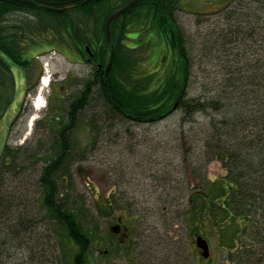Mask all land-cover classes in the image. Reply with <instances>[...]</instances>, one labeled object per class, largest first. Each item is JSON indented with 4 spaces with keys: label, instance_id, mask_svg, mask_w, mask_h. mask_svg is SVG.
Wrapping results in <instances>:
<instances>
[{
    "label": "trees",
    "instance_id": "1",
    "mask_svg": "<svg viewBox=\"0 0 264 264\" xmlns=\"http://www.w3.org/2000/svg\"><path fill=\"white\" fill-rule=\"evenodd\" d=\"M85 1L0 0V118L14 97L10 63L23 67L31 63L24 56L28 42L36 44L38 36L50 30L57 35H70L72 31L78 34L81 44L92 47L94 55L100 53L103 64L110 56L107 49L113 45L107 92L101 96L112 114L137 123H158L181 111L184 120L191 123L190 133L198 132L197 116L210 115L209 125L198 134L208 152L223 163L226 175L210 179L205 166L193 171L194 176H200L206 191L196 193L191 204L188 200L182 213L191 235H203L213 249L217 246L211 237L218 236L229 264H264V45L256 44L264 42L260 23L264 18V0H236L220 15L225 25L219 36H214L217 41L207 40L212 46H206L204 57L222 75L210 80L208 93L198 97L189 94L193 82V42L177 21L180 0H139L112 23L110 41L105 22L113 11L107 13V0ZM69 5L75 7L59 10ZM102 12L104 16L100 18ZM89 20H93L92 32ZM134 20L141 22L143 31H155L165 45V60L147 74L142 71V60L132 52L135 49L124 44ZM88 30L93 36L88 35ZM79 50L84 54L83 47ZM81 106L79 102L72 104L70 120L78 119ZM68 130L60 134L55 147L58 150L52 151L54 154L42 167L39 178L34 177V165L41 159L37 151H21L6 145L0 157V264L18 257V251L27 245L22 242L23 234L31 241L35 224L43 220L46 233L52 232L62 244L71 243L78 249L70 256L72 264L86 263L92 234L79 220L82 208L72 207L64 200L69 195L63 187L70 173ZM21 168L30 173L23 182L33 181L34 185L20 186L21 196L4 193L7 181ZM23 196L28 203L21 201ZM98 203L101 214L113 212V202Z\"/></svg>",
    "mask_w": 264,
    "mask_h": 264
},
{
    "label": "rangeland",
    "instance_id": "2",
    "mask_svg": "<svg viewBox=\"0 0 264 264\" xmlns=\"http://www.w3.org/2000/svg\"><path fill=\"white\" fill-rule=\"evenodd\" d=\"M233 1H180L182 9L177 13L178 23L193 42L194 68L190 96L198 97L208 93L210 80L222 75V72H217L213 67V62H208L204 53L208 51V44L212 46L207 40L217 41L215 37L219 36V31L225 25V20L220 16L223 12L215 13L222 11ZM125 2L126 0H107V13L123 7ZM103 16L102 12L100 18ZM260 23L264 29V18L260 19ZM93 25L92 22L91 26ZM140 27L139 21L129 25L128 38L133 40L126 39V44L131 48L142 38L146 39L143 43L147 44L149 41L146 48L139 46L132 51L142 60L141 64L145 66L143 73L147 74L155 71L160 62L165 60L162 57L165 45L155 35V31L146 33ZM138 31H142L140 35ZM258 43L264 45V42L257 41L256 44ZM31 50L29 48L27 53ZM249 56L251 58L252 55ZM43 62L49 63L52 74L60 73V77H63L74 72L76 79L66 85L64 93L60 92V87H56V97L59 98L62 93L66 99H59L56 103L54 99H50L51 106L47 103L41 110L33 105V98L39 92V85H35L25 97L19 116L9 124L10 112L13 110L16 114L21 106L18 89L13 105L0 121V150L4 145L2 141L5 139L6 129V144L18 148L27 145L29 150L35 151L43 143L41 153L51 154L49 148L58 138L55 118L61 116L60 120L65 119L63 108L66 109L69 105L79 88L78 84L91 73L89 66H73L67 64L62 57H47ZM150 63L155 64L147 65ZM15 68L18 67H13V71ZM49 90L44 91L45 99L50 95ZM33 118L35 121L32 122ZM196 119L199 132L206 124L209 125L210 115L202 114ZM79 120L81 122L78 121L69 136L71 152H75L70 159L71 173L65 178L63 187L69 192L64 200L72 207L77 205L82 208L79 220L92 234L93 244L90 245L85 264H194L200 253L195 245V235H191L182 217L191 192L204 189L199 175L192 176L193 171L205 166L209 178L224 177L226 170L223 163L208 152L207 145L205 146L198 132L190 133L191 123L184 120L181 111L174 112L158 123H137L112 114L100 100L89 105L80 114ZM89 122L94 125H91L90 131ZM77 151L81 156L75 157L74 153ZM45 164L43 158L34 165L37 170L35 178H39L38 170ZM28 175V170L16 171L15 177L7 181L2 191L23 195L20 186L34 185L33 181L23 182ZM35 198L36 196L34 200ZM100 200L113 202V212L109 215L101 214L98 211ZM21 201L29 202L25 196ZM118 217L122 218L127 228L125 235L112 230ZM45 227V220L35 224V234L31 241L23 234L22 242L27 245L8 264H72L71 257L78 251L76 246L72 247L67 242L62 244L56 234L46 233ZM211 238L215 239L217 246H214L212 254L213 263L229 264L227 251L221 246L218 236ZM104 239L108 244L113 242L112 245H118L117 253L106 252L109 247L104 246ZM13 251L15 250H11Z\"/></svg>",
    "mask_w": 264,
    "mask_h": 264
},
{
    "label": "flooded vegetation",
    "instance_id": "3",
    "mask_svg": "<svg viewBox=\"0 0 264 264\" xmlns=\"http://www.w3.org/2000/svg\"><path fill=\"white\" fill-rule=\"evenodd\" d=\"M177 21H178V17H177ZM39 43L40 44L37 46L36 50L40 51V53L42 54H49L54 51L55 56L62 57V59L67 64L73 66H84V65L89 66L91 73L86 76L85 80L81 81L78 84L79 88L76 89L77 94L80 92V90L85 88L87 93L91 94L93 99V96L95 95L94 92L95 87H97V91H99L97 94L100 97L103 95V93L107 92L105 88V84L110 74V70L109 72H107V68H105V65L99 60L100 57L99 52H97V56L95 57L92 47L89 44L79 43L77 33H72L71 31L70 35L65 34L63 36V41L58 40V38H55L53 43L51 42H47V43L39 42ZM80 47L84 48L85 50L84 54L79 50ZM109 52L112 55L114 53V50L113 53L110 50ZM24 71L25 73H24L23 82L25 84L24 85L25 90L27 91L32 89L31 84L36 82L40 77L41 74L40 62L36 63L35 68L27 69ZM19 72H22V70H20ZM75 79H76V74L74 72L72 74L67 73L63 77H60L59 75L54 77L52 84L59 83L60 88L63 90V88L66 87L67 84H69L72 80Z\"/></svg>",
    "mask_w": 264,
    "mask_h": 264
},
{
    "label": "water",
    "instance_id": "4",
    "mask_svg": "<svg viewBox=\"0 0 264 264\" xmlns=\"http://www.w3.org/2000/svg\"><path fill=\"white\" fill-rule=\"evenodd\" d=\"M137 2H138V0H133L130 4L121 8L120 10H118L117 12H115L114 14H112L109 17L107 24H106V28H107V32H108L107 35L109 38H110V25H111L112 21L115 20L116 18H118L120 15H122L126 11H128L129 9H131ZM197 245L199 248H201L203 250L202 255L206 258L209 257L210 252H209L208 242L199 236V237H197Z\"/></svg>",
    "mask_w": 264,
    "mask_h": 264
},
{
    "label": "bare ground",
    "instance_id": "5",
    "mask_svg": "<svg viewBox=\"0 0 264 264\" xmlns=\"http://www.w3.org/2000/svg\"><path fill=\"white\" fill-rule=\"evenodd\" d=\"M138 3V2H137ZM136 3V4H137ZM135 4V5H136ZM178 5H177V8H176V17H177V13H178V10L179 9H182V8H180V1H179V3H177ZM46 81H44V83H45ZM37 101H38V105L36 106V107H38L39 109H41L43 106H44V98H43V93H40L39 94V96L37 97ZM32 121H35V118H33V120ZM211 171V170H210Z\"/></svg>",
    "mask_w": 264,
    "mask_h": 264
}]
</instances>
